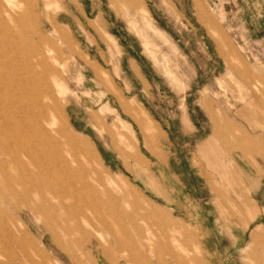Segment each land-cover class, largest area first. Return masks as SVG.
<instances>
[{"label": "rangeland", "instance_id": "374dc122", "mask_svg": "<svg viewBox=\"0 0 264 264\" xmlns=\"http://www.w3.org/2000/svg\"><path fill=\"white\" fill-rule=\"evenodd\" d=\"M0 264H264V0H0Z\"/></svg>", "mask_w": 264, "mask_h": 264}, {"label": "crops", "instance_id": "0c3cea01", "mask_svg": "<svg viewBox=\"0 0 264 264\" xmlns=\"http://www.w3.org/2000/svg\"><path fill=\"white\" fill-rule=\"evenodd\" d=\"M130 107H131V105H129L128 103L124 104V108H126V110H129ZM138 124H139V123H138ZM262 228H263V227H261V226H257L256 229H255L254 231L259 230V229H262Z\"/></svg>", "mask_w": 264, "mask_h": 264}, {"label": "bare ground", "instance_id": "6f19581e", "mask_svg": "<svg viewBox=\"0 0 264 264\" xmlns=\"http://www.w3.org/2000/svg\"><path fill=\"white\" fill-rule=\"evenodd\" d=\"M11 99H12V97L11 98H9V101L11 102ZM13 100V99H12ZM40 102V101H39ZM12 104V103H11ZM7 108V107H6ZM12 108H14L13 106H12ZM11 109V108H10ZM11 112H13V111H11ZM10 113V112H9ZM14 113H16V112H14ZM14 116V115H13ZM20 132H18V134H19ZM28 136V135H27ZM15 142V141H14ZM95 159V158H94ZM58 168V167H57ZM59 170V169H58ZM61 172V171H60Z\"/></svg>", "mask_w": 264, "mask_h": 264}]
</instances>
